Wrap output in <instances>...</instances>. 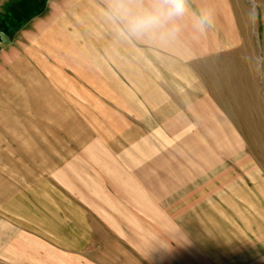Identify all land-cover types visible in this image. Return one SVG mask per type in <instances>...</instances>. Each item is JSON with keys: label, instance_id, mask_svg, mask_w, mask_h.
<instances>
[{"label": "crops", "instance_id": "obj_1", "mask_svg": "<svg viewBox=\"0 0 264 264\" xmlns=\"http://www.w3.org/2000/svg\"><path fill=\"white\" fill-rule=\"evenodd\" d=\"M120 1H139L133 7L140 8L136 13L141 16L162 11L152 3H166ZM127 12L125 17L134 11ZM150 28L158 34L164 29L158 23L141 31L147 33ZM177 53L171 54L177 59L167 56L163 65L158 61L153 72L166 70L155 82L149 79L155 83L149 86L154 88L155 104L165 108L143 103L127 108L133 119L125 117L124 142L111 134L100 138L94 133L86 142L62 139L57 146L63 150L39 155L35 140L23 144L13 140L0 148V264H264L257 215L264 210V198L254 196L250 204L236 202L235 190L221 186L222 181L216 186L205 181L206 186H197L198 180L214 177L218 171L214 169L228 163L207 152L199 158L193 155L196 147L213 143L203 136L165 144L164 125L149 123L143 128L135 122H149V115L163 116L161 110L174 106L183 107L179 114L212 113L214 118L205 124L180 122L167 128L200 127L203 133L210 132V138L217 129L220 139L214 142L224 158L229 152L243 151L236 130H230L224 114L209 99L196 71V51ZM180 100L185 101L180 105ZM164 145L189 147L190 153L180 155L176 149L165 155L160 148ZM260 188L254 187L252 195H261ZM229 207L248 212V217L230 219ZM245 226L250 227L247 233Z\"/></svg>", "mask_w": 264, "mask_h": 264}, {"label": "rangeland", "instance_id": "obj_2", "mask_svg": "<svg viewBox=\"0 0 264 264\" xmlns=\"http://www.w3.org/2000/svg\"><path fill=\"white\" fill-rule=\"evenodd\" d=\"M139 4L120 0H0L4 11V20H0L4 34L0 33V148L13 140L17 144L35 140L39 155L63 150L57 146L62 139L86 142L94 133L100 138L111 134L124 142L125 117L132 118L127 108L142 103L165 108L155 104L154 88L149 87L166 70L160 67L158 74L153 72L158 61L163 65V59L173 57L171 54L196 51V71L209 99L224 114L230 130H236L243 151L229 152L225 159L214 142L220 139L219 131H212L211 138L210 132L200 131L198 126L214 118L212 113L179 114L183 107L174 106L161 110L165 120L149 115V122H135L143 128L149 123L164 125L165 144L177 138L204 136L212 146H198L193 155L199 158L207 152L228 163L220 168L215 165L218 171L214 177L198 180L197 186H206L204 181L216 186L222 181L221 186L235 190L236 202L250 204L254 196L263 200L264 0H192L186 4L189 12L161 18L159 25L164 29L159 34L153 28L147 33L133 29L132 21L143 16L136 13L138 6L133 7ZM151 5L159 10L167 8L165 2ZM128 10L134 12L125 17ZM205 12L211 13L212 22L201 30L199 18ZM170 83L177 89L175 82ZM184 101L180 100V105ZM180 122L186 126L197 123L198 130L195 126V130H168V124ZM133 132L136 135L139 131ZM160 148L165 155L176 149L180 155L190 153L184 146ZM223 172L224 177L216 180ZM260 186L262 194L252 195L254 187ZM243 214L248 217V212L229 210L230 219L237 220ZM257 215L264 252V210ZM245 228L247 233L250 227Z\"/></svg>", "mask_w": 264, "mask_h": 264}, {"label": "clouds", "instance_id": "obj_3", "mask_svg": "<svg viewBox=\"0 0 264 264\" xmlns=\"http://www.w3.org/2000/svg\"><path fill=\"white\" fill-rule=\"evenodd\" d=\"M167 8L158 14L148 13L132 21L133 29H144L160 23L162 17L171 18L173 16L183 15L186 11L185 0H166ZM211 13L205 12L199 18V26L204 29L205 24H211Z\"/></svg>", "mask_w": 264, "mask_h": 264}]
</instances>
